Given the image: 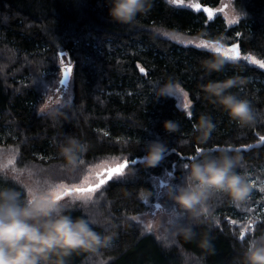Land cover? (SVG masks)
<instances>
[{
  "label": "trees",
  "instance_id": "16d2710c",
  "mask_svg": "<svg viewBox=\"0 0 264 264\" xmlns=\"http://www.w3.org/2000/svg\"><path fill=\"white\" fill-rule=\"evenodd\" d=\"M220 1L199 0L200 7L195 8L151 0L146 14L122 24L109 17L108 0H0V150L13 152L12 166L32 170L41 180L74 183L100 161H129L125 175L108 181L88 203L68 204L74 217L101 213L108 217L110 222L96 230L115 236L110 247L73 253L65 258L66 264H237L248 239L264 233V143L232 149L243 157L237 171L247 176L248 183L253 180L244 203L237 207L216 196L210 201L214 222L192 224L185 212L186 217L179 218L183 223L177 224H192L195 241L173 237L171 231L158 237L134 219L154 197V177L166 175L175 184L182 183L183 164L197 149L216 152L248 146L264 136V67L243 59L264 63V0H234L242 16L232 24L215 12ZM206 7L212 9L211 16ZM159 30L225 47L236 45L241 59L209 74L203 62L214 51L177 42ZM62 51L72 61V98L61 104L58 117L50 118L40 111L45 90L40 85L50 84L62 72L63 66L58 68ZM227 77L244 81L230 91L249 101L253 123L239 125L205 98L202 83ZM167 80L187 93L188 108L179 106L173 95L156 97V85ZM201 114L216 125L206 144L193 132ZM165 121L176 122L177 131L168 132ZM68 135L89 145L82 163L72 171L64 168L59 154ZM157 139L168 151L158 166L145 168L138 158L147 142ZM9 183L24 191L16 179ZM204 236L210 239V248L198 246Z\"/></svg>",
  "mask_w": 264,
  "mask_h": 264
},
{
  "label": "clouds",
  "instance_id": "9594fccd",
  "mask_svg": "<svg viewBox=\"0 0 264 264\" xmlns=\"http://www.w3.org/2000/svg\"><path fill=\"white\" fill-rule=\"evenodd\" d=\"M150 8L151 0H108L109 17L122 24L135 22L138 15L146 14ZM177 35L179 39L175 38ZM168 36L177 42H184L177 31H169ZM230 61L211 52L210 57L204 60L203 68L209 74L221 72ZM242 83L244 81L236 77L208 79L200 88L207 100L219 105L230 119L243 126L253 123L255 117L249 101L230 91ZM175 91L177 85L171 80L158 83L155 87L156 97L171 96ZM61 107L52 101L45 104L41 112L56 118L61 114ZM164 127L173 133L177 131L178 124L165 121ZM215 127L209 116L201 114L193 132L198 133L197 139L201 144H206ZM88 148L86 141L66 136L59 145L64 168L68 171L75 169L82 163ZM167 151L164 142L152 140L147 142L144 155L138 159L145 168H153L164 159ZM242 160L239 153L229 148H219L216 152L200 149L185 164L183 182L169 185L166 195L187 213L192 224L214 222L210 203L213 197H225L237 207L249 197L251 186L247 176L237 171ZM16 183L24 188L23 192L17 187L0 186V264H66L65 258L73 253H96L112 245L113 232L96 230V226L110 222L102 213L74 217L67 210V203L54 198L57 193L53 182H41L25 173L16 178ZM192 224H176L171 235L186 242L195 241L197 234ZM198 246L210 248L211 241L204 236L198 241ZM237 264H264V233L248 239L242 246Z\"/></svg>",
  "mask_w": 264,
  "mask_h": 264
},
{
  "label": "rangeland",
  "instance_id": "374dc122",
  "mask_svg": "<svg viewBox=\"0 0 264 264\" xmlns=\"http://www.w3.org/2000/svg\"><path fill=\"white\" fill-rule=\"evenodd\" d=\"M172 3L175 4H190V5H199L200 2L199 0H168ZM215 12L220 13L224 16L226 22L228 24H232L233 21H237L241 16L242 13L240 12V10L235 6L234 0H221L219 2V4L215 7ZM170 30H159L158 32H160L161 34L165 35V33H168ZM179 35L183 38L184 41H192L193 44L198 45L199 42L201 40H204L206 42L209 43H219L220 42H212V41H208L205 39H202L200 37H196V36H192V35H188L185 33H180L178 32ZM168 36V35H167ZM222 45V44H221ZM224 46V45H223ZM225 47V46H224ZM229 48V47H226ZM252 58V57H251ZM255 59V58H253ZM64 60V64L67 65L68 64V60L66 58V56L63 57ZM256 61V60H255ZM62 76V72L59 73V76L50 84H47V89L44 90V101L42 103V106L40 108V111L42 109V107L45 104H48L52 101L55 100H59V104L61 105L67 101H70L72 98V79L70 77V81H69V88L67 90V92L65 93V95H60L59 93H57L56 89L59 87V79H61ZM184 93H186L180 86L177 85V91H175V93L173 94V96L176 98L177 103L179 106H184L185 103L190 104V100L187 97L184 96ZM67 97V98H65ZM13 152L9 151V150H0V186H11L9 183V181H11V179H16L22 176V174H28L30 176L35 177L38 181H47V180H41L40 176L35 175L34 171L32 170H17L15 169L12 164L14 161V156H13ZM116 163H122V161L120 160H104V161H100L96 164H93L91 166L88 167V170L83 174V179L81 178L79 181L74 182V183H69L67 181H50L53 182L56 185V193L58 195L61 196V201L65 202L67 204L74 202V201H79L81 203H86L83 199H76V197L80 194L77 193H71L69 195H64V187L62 186H66L67 188H72L74 186H85V184L87 183L86 181V177H91V183H96V172H100L103 171V169L109 167V166H115ZM36 171V170H35ZM164 182L167 184V188L166 189H161L160 188V184L161 182ZM154 182L156 185V189L155 192H163L164 194L167 192V189L169 187V185H176L169 177L165 176H155L154 177ZM249 184H253V180H249ZM84 195H88V194H84ZM92 196L94 195L91 194ZM161 201L158 200L155 196L153 197L152 200H150L148 202V207L145 211L137 213L134 218H136V220L140 221L145 229L148 232H152L154 234H156L158 237H165L166 234L168 232H170L172 230V228L177 224V222L179 221L180 217H175L174 219L176 220L175 223L173 224H168L167 218H168V213L167 212H161L160 210L155 208V204L156 203H160ZM88 203V202H87ZM177 212H180L176 209ZM253 222L251 221L250 224H252ZM149 225H151V228H149ZM248 227L244 229V233H246L248 231Z\"/></svg>",
  "mask_w": 264,
  "mask_h": 264
},
{
  "label": "snow or ice",
  "instance_id": "6c2138e0",
  "mask_svg": "<svg viewBox=\"0 0 264 264\" xmlns=\"http://www.w3.org/2000/svg\"><path fill=\"white\" fill-rule=\"evenodd\" d=\"M182 2V0H181ZM193 7L195 8H199L200 5H194ZM205 12H208L209 15H212L211 9L205 8L204 9ZM235 21H233L234 23ZM168 33H165V36H167ZM176 39H179V36L177 35L175 37ZM185 44H191L193 43L192 41H184ZM198 48H204V49H209L214 51L217 54H221L223 55L226 59L229 60H239L241 59L240 53L238 51V47L236 45H233L229 48L224 47L223 45L219 44V43H209L206 42L204 40H201L199 42V44L197 45ZM64 56H68L69 57V62L67 65L64 64V60L63 57ZM60 61H59V65L58 68L60 66H63L62 68V72H63V78L59 79V87L56 89L57 93H59L60 95H65V93L67 92L68 88H69V81H70V77L73 71V67H72V61H71V57L70 54L67 52L62 51L60 53ZM243 59L245 60H253V62L255 63H260L261 67H264V63L259 62V61H255L253 58L251 57H243ZM141 72H144V69L141 68L140 69ZM42 88H44L45 90L47 89V85L45 86L44 83L42 82L40 85ZM184 96L187 97V93H184ZM67 98V97H65ZM57 104H59V100H55L53 101ZM190 105L188 103L184 104L185 108H188ZM189 117L191 116V113H188ZM262 142H264V137L260 138ZM199 151V149H197V152ZM136 159H132L131 163L132 164H136ZM186 163L183 164V167L185 166ZM129 166V161L127 159H125L122 163H116L115 166H109L105 169H103V171L100 172H96V183H91V177H86V181L87 183L85 184V186H74L72 188H67L66 186H62L64 187V195H69L71 193H77L80 194L78 195L76 198H81L83 199L86 203L90 200H92V195L93 193H95L98 189H101L102 186L106 185L108 183V181L116 178V177H123L125 175V170L128 168ZM168 175H172L171 172L168 173ZM160 188L161 189H166L167 188V184L164 183L163 181L160 184ZM84 194H88V195H84ZM154 196L160 200V203H156L155 204V208L160 210L161 212H167L168 213V218H167V223L168 224H173L176 222V220L174 219L175 217H186V214L184 212H177L176 211V205L174 204V202H171L169 200H167L164 196L163 192H154ZM57 200H61V196L60 195H56L54 197ZM136 219V218H134ZM179 222L183 223V220H180ZM233 223H235V221H233ZM149 228H151V225H149ZM241 239H244V232H241L240 235Z\"/></svg>",
  "mask_w": 264,
  "mask_h": 264
},
{
  "label": "water",
  "instance_id": "95a60500",
  "mask_svg": "<svg viewBox=\"0 0 264 264\" xmlns=\"http://www.w3.org/2000/svg\"><path fill=\"white\" fill-rule=\"evenodd\" d=\"M63 78V72H62V76H61V79ZM262 137H264V136H262ZM262 143H264V142H262L261 141V139H259V141L258 142H256V143H253V144H250V145H248V146H241V147H229V149H235V150H240L241 148H243V149H246V150H248V149H250V148H252V147H257V146H260Z\"/></svg>",
  "mask_w": 264,
  "mask_h": 264
},
{
  "label": "flooded vegetation",
  "instance_id": "af4514ba",
  "mask_svg": "<svg viewBox=\"0 0 264 264\" xmlns=\"http://www.w3.org/2000/svg\"><path fill=\"white\" fill-rule=\"evenodd\" d=\"M206 8H208V7H206ZM208 9H211V8H208ZM212 10V9H211Z\"/></svg>",
  "mask_w": 264,
  "mask_h": 264
}]
</instances>
